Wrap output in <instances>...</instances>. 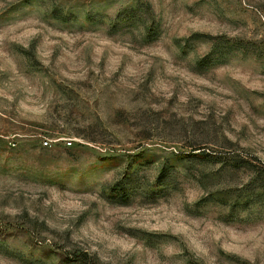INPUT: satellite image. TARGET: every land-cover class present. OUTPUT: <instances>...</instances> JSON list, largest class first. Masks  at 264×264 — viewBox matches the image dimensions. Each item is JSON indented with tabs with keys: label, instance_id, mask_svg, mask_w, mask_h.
<instances>
[{
	"label": "rangeland",
	"instance_id": "374dc122",
	"mask_svg": "<svg viewBox=\"0 0 264 264\" xmlns=\"http://www.w3.org/2000/svg\"><path fill=\"white\" fill-rule=\"evenodd\" d=\"M0 264H264V0H0Z\"/></svg>",
	"mask_w": 264,
	"mask_h": 264
},
{
	"label": "built area",
	"instance_id": "2783aa9c",
	"mask_svg": "<svg viewBox=\"0 0 264 264\" xmlns=\"http://www.w3.org/2000/svg\"><path fill=\"white\" fill-rule=\"evenodd\" d=\"M43 146H44V147L48 146V142L45 141V142L43 143Z\"/></svg>",
	"mask_w": 264,
	"mask_h": 264
},
{
	"label": "trees",
	"instance_id": "16d2710c",
	"mask_svg": "<svg viewBox=\"0 0 264 264\" xmlns=\"http://www.w3.org/2000/svg\"><path fill=\"white\" fill-rule=\"evenodd\" d=\"M83 256L85 257V256H87L85 253H83Z\"/></svg>",
	"mask_w": 264,
	"mask_h": 264
}]
</instances>
